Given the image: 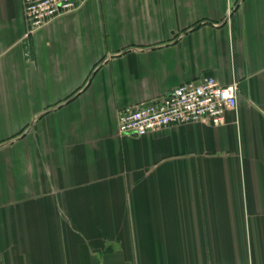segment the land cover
I'll return each mask as SVG.
<instances>
[{
	"label": "crops",
	"instance_id": "crops-1",
	"mask_svg": "<svg viewBox=\"0 0 264 264\" xmlns=\"http://www.w3.org/2000/svg\"><path fill=\"white\" fill-rule=\"evenodd\" d=\"M205 76L225 123L121 134ZM0 264H264V0H86L34 34L0 0Z\"/></svg>",
	"mask_w": 264,
	"mask_h": 264
},
{
	"label": "built area",
	"instance_id": "built-area-1",
	"mask_svg": "<svg viewBox=\"0 0 264 264\" xmlns=\"http://www.w3.org/2000/svg\"><path fill=\"white\" fill-rule=\"evenodd\" d=\"M84 0H25V17L29 33L50 25L67 13L78 11ZM239 108V83L223 85L212 76L182 84L165 96L134 107H126L119 114L121 134L140 137L167 127L188 124L225 123V115Z\"/></svg>",
	"mask_w": 264,
	"mask_h": 264
},
{
	"label": "rangeland",
	"instance_id": "rangeland-1",
	"mask_svg": "<svg viewBox=\"0 0 264 264\" xmlns=\"http://www.w3.org/2000/svg\"><path fill=\"white\" fill-rule=\"evenodd\" d=\"M85 1H86V0H84L83 3H85ZM75 12H76V11H75ZM75 12L67 13V14H65L64 16L59 17V18H57L56 20H54L51 24L55 23L56 21H58V20H60V19H62V18H64V17H66V16H68V15H70V14H73V13H75ZM51 24H50V25H51ZM50 25H47V26H45V27H43V28H41V29H44V28H46V27H48V26H50ZM41 29H39V30H41ZM39 30H38V31H39Z\"/></svg>",
	"mask_w": 264,
	"mask_h": 264
}]
</instances>
